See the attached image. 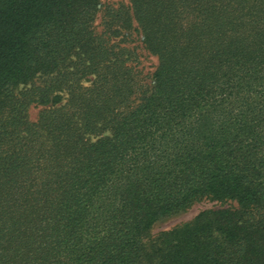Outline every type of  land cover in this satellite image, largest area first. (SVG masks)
<instances>
[{
  "label": "trees",
  "instance_id": "trees-1",
  "mask_svg": "<svg viewBox=\"0 0 264 264\" xmlns=\"http://www.w3.org/2000/svg\"><path fill=\"white\" fill-rule=\"evenodd\" d=\"M128 3L0 0V264H264V0Z\"/></svg>",
  "mask_w": 264,
  "mask_h": 264
},
{
  "label": "rangeland",
  "instance_id": "rangeland-1",
  "mask_svg": "<svg viewBox=\"0 0 264 264\" xmlns=\"http://www.w3.org/2000/svg\"><path fill=\"white\" fill-rule=\"evenodd\" d=\"M129 9L128 0H100L99 11L97 12L93 21V29L97 34L103 33L105 30V22L108 18L109 9ZM134 25V24H132ZM114 28H118V25ZM130 35L124 38V41H120V35H114L112 41L119 44H124L134 51L135 60L133 65L139 71L141 77L148 81L152 71L154 70L157 59L154 55L149 53L142 45L140 34L135 30H130ZM39 110V106L33 105L30 109V117L36 118ZM235 203L231 201L218 202L209 199H202L193 203L189 208L176 214L165 217L157 221L150 230V236L155 237L159 232L170 230L175 226H178L184 222L190 221L200 211L208 208H219L226 206H234Z\"/></svg>",
  "mask_w": 264,
  "mask_h": 264
}]
</instances>
